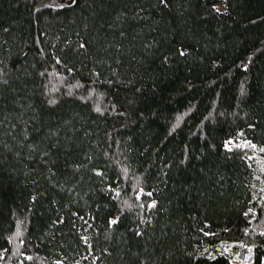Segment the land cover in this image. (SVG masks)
I'll return each instance as SVG.
<instances>
[{"label": "trees", "instance_id": "1", "mask_svg": "<svg viewBox=\"0 0 264 264\" xmlns=\"http://www.w3.org/2000/svg\"><path fill=\"white\" fill-rule=\"evenodd\" d=\"M41 2L0 0V264H264V0Z\"/></svg>", "mask_w": 264, "mask_h": 264}, {"label": "rangeland", "instance_id": "2", "mask_svg": "<svg viewBox=\"0 0 264 264\" xmlns=\"http://www.w3.org/2000/svg\"><path fill=\"white\" fill-rule=\"evenodd\" d=\"M70 0H42L43 5L56 6L57 4H68ZM219 10L223 9L222 4L216 6ZM240 139H229L226 142V147L230 148L233 145L239 144ZM251 163L256 165L261 172L264 173V149L259 150L250 159ZM259 184L264 193V179L259 180ZM222 253H226L230 256L231 260L235 264H252L253 249L240 243L223 244L219 247Z\"/></svg>", "mask_w": 264, "mask_h": 264}, {"label": "snow or ice", "instance_id": "3", "mask_svg": "<svg viewBox=\"0 0 264 264\" xmlns=\"http://www.w3.org/2000/svg\"><path fill=\"white\" fill-rule=\"evenodd\" d=\"M154 206V205H153ZM113 223H115V221H113Z\"/></svg>", "mask_w": 264, "mask_h": 264}]
</instances>
